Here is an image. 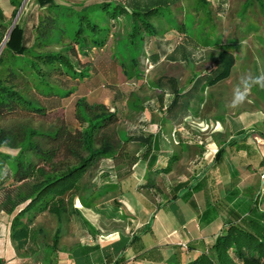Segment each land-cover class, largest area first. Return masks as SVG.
<instances>
[{
  "label": "trees",
  "instance_id": "1",
  "mask_svg": "<svg viewBox=\"0 0 264 264\" xmlns=\"http://www.w3.org/2000/svg\"><path fill=\"white\" fill-rule=\"evenodd\" d=\"M54 1L35 0V3L38 7H43ZM113 1L118 9L109 15L110 27L104 38H90V35L83 32L82 26L71 38L68 35L76 46L77 53H82L88 62L83 68H77L71 56L48 52L32 56L29 60V76L23 73L22 66L8 68L7 73L3 74V56H0V149L14 151V154H9L0 150V212L1 215L8 216L5 220H0V236L6 231L16 250H28L34 257L42 254L40 264H56L60 242L66 232L65 221H69L71 217L77 215L85 228L94 235L95 230L91 224L74 206L75 200H83L89 189V186L83 183L84 176L92 170H97L99 181H116L122 175V169L128 170L137 162L138 157L133 154L134 145L146 147L142 157L147 159L148 146L152 142L151 134L145 130L138 134L126 135L123 131L126 126L122 120V112L114 105L92 102L86 96L80 95L73 99L68 117L63 113L64 99L70 98L75 90L88 82L94 74V62L90 53L93 49L100 50L107 46L112 31L121 21L126 22L123 28L127 44L135 51L145 36L156 37L160 32L150 18L158 16L161 10L168 9L179 0H102L94 5L104 8ZM218 4L221 5L220 2ZM88 6L91 4L79 5L78 11L82 12ZM15 14L16 11L13 12V18ZM80 19L87 23L90 30H100L99 23L83 15ZM8 27L4 22V15L0 12V45ZM157 42L162 50L155 53L144 52L140 60L139 54L133 57L130 63L126 57L122 60L116 57L124 75L133 80L132 87L143 85V71L149 70L161 57L188 63L204 61L206 58L202 53L205 47L199 46L185 32L177 42L160 39ZM31 49L32 46L26 45L23 28L16 23L9 33L2 54H10L13 60L25 57ZM117 52L121 53V50ZM73 57L79 60L78 56ZM217 57L211 71H203L195 76L187 95L199 97L200 91L229 77L234 64L233 56L228 50H222ZM140 62L143 63L141 71ZM65 67L71 69L76 76L72 78L70 72L65 71ZM34 72L37 73L35 79L50 86L52 85L48 78L55 73L76 81V84L74 88H66L67 91L63 94L54 91L42 94L33 85ZM21 81L25 82L24 88L19 87L18 83ZM31 85L39 95H50L53 100L43 103L33 98L30 94ZM182 97L173 98L164 108L175 110L180 107L184 110L178 123L191 116L190 110L185 107L190 100L184 98L182 105L178 103ZM50 113L56 115V119L50 123L45 122L43 118ZM237 135L228 144L245 142L251 136L264 138V129L255 126L249 130H240ZM205 144L199 142L201 146ZM221 152L222 146L215 147L206 154L205 161L213 157V167ZM249 153L252 157L257 156L253 150ZM154 160L155 156H151L148 162L152 165ZM107 161L112 163L102 168L100 164ZM259 163L263 170L259 173L256 184L242 190L231 189L222 197L216 196L203 210L201 224L210 223L216 216L220 217L221 228L218 233L208 243L201 239L189 240L180 245L174 254L173 264H264V157ZM155 186L154 179L144 185L147 189ZM177 186L183 187L185 182ZM197 188L199 189L197 185L192 187ZM240 195L246 199L236 200ZM46 215L56 220L49 244L38 241L43 229L36 226V221ZM149 227L148 225L142 229L141 233L147 232ZM81 249L86 255L94 250L95 246H82ZM27 263L28 260L23 264ZM0 264H3L1 259ZM111 264L126 262L121 256Z\"/></svg>",
  "mask_w": 264,
  "mask_h": 264
},
{
  "label": "crops",
  "instance_id": "2",
  "mask_svg": "<svg viewBox=\"0 0 264 264\" xmlns=\"http://www.w3.org/2000/svg\"><path fill=\"white\" fill-rule=\"evenodd\" d=\"M13 1L16 0H9V5L6 2L2 5L3 1L0 0V12L4 15V22L9 26L11 22L8 23L7 18L14 12ZM30 1V10H26L22 15L25 26L27 18L42 8L37 6L35 0ZM100 1L102 0L88 1L74 6L92 5ZM54 2L57 3L58 0ZM36 25L37 21L31 26L32 41L29 43L25 37L28 46L33 43V30ZM154 25L162 27L158 21ZM163 28L164 32H159L156 37L145 36L142 39V43H139L141 50L138 60L144 56V52L155 53L162 50L158 46V39L177 42L183 35L172 31L166 32L164 25ZM122 29L125 30L123 27ZM125 35L126 33L124 37ZM108 48L109 46L100 50L93 49L90 53L95 71L88 82L81 84L83 96L92 102L99 101L116 106L117 110L120 109L122 112V120L126 126L123 131L126 135L138 134L145 130L151 134L152 142L148 146L147 159L142 157L146 147L134 145L133 154L138 157L137 162L128 170L122 169L120 173L126 174H122L116 181H99L97 173L93 180L95 190L92 192V199L96 202L89 208H84L91 214L101 213L112 224L106 226L101 224L104 228L100 233L97 226L85 218L95 233L93 235L88 230L84 231L83 237L87 240L79 243L75 239L76 231L68 225L70 221H65L66 232L63 233L60 242L56 264H111L121 256L124 257L126 264H173L174 254L180 245L189 240L201 239L208 243L218 233L221 228L219 216L210 223L201 224L200 220L203 210L216 196L222 197L231 189L242 190L257 183L258 175L263 170L259 162L264 157V138L251 136L245 142L228 143L238 136L240 130H249L255 126L263 130L264 110L245 112L238 119L227 120V113L221 109L220 98L215 97L218 92L212 91L226 79L206 87L204 91L199 92V97L187 95L195 76L203 71H193L184 85H180L177 76L169 75L155 78L153 84L137 85L128 89L125 86L126 82L121 80L124 73L117 60V58L122 60L124 54L117 52L118 50L109 53ZM200 62L171 61L161 57L149 67V70L163 63L187 66ZM139 70H142L141 62ZM178 97H182L178 102L180 105L183 104L182 99L190 100L185 106L190 110V117L198 118L211 110L216 120L222 118L220 121L225 130L204 138L202 133L191 129L186 119L178 123L184 110L180 107L175 110L164 109L173 98ZM261 102H264V99ZM132 113L134 116L130 117ZM200 141L206 144L201 146ZM220 146L221 155L218 156L217 163L211 167L214 163L213 161L211 163L213 157L205 161L206 154ZM206 147L207 152L204 151ZM0 150L9 154L11 153L8 151H12L14 154L13 150L4 148ZM250 150L255 151L257 156L252 157ZM151 156H155L152 165L148 162ZM151 179H154L156 186L147 189L144 185ZM184 182L185 186H177ZM195 185L199 186V189H192ZM245 199L243 195L236 198ZM77 202L78 199L75 200V203ZM75 203L74 206L77 207ZM78 210L82 214L80 208ZM6 216L0 212V220H5L8 217ZM148 225L150 226L148 231L141 233ZM2 236L10 238L6 231ZM7 243L6 247L12 249V242L9 240ZM82 246H95V249L85 255L82 253ZM3 254L0 247L1 261L3 264H10V258Z\"/></svg>",
  "mask_w": 264,
  "mask_h": 264
},
{
  "label": "rangeland",
  "instance_id": "3",
  "mask_svg": "<svg viewBox=\"0 0 264 264\" xmlns=\"http://www.w3.org/2000/svg\"><path fill=\"white\" fill-rule=\"evenodd\" d=\"M2 1V5H5V2L9 5V0ZM88 1L96 0H58L57 3H48L27 18V24L25 26L22 22L24 20L22 15L26 10H30L31 1L16 0V3L14 4V12L16 11V14L14 18L12 17L13 14H10L7 18L8 23L11 22V24L7 28L8 30L4 34L0 45V56H3L4 62L2 73L6 74L8 68L22 66L24 67L23 73L29 76L31 70L29 60L32 56L48 52H59L71 56L75 66L79 69L86 66L88 62L85 60L82 53H77L76 46L72 43L70 38L81 26L84 30L83 32L90 35V38H104L107 29L110 27L109 15L118 9L114 1L104 8L101 5L92 4L82 12L78 11L80 10L79 7L74 6V4H83ZM218 2H220V6ZM218 6L220 8H218ZM17 14L18 17L16 19ZM82 15L86 16L93 22L99 23L100 30L95 32L90 30L87 23H85L83 19H80V16ZM150 20L153 23H156L157 21L161 23L162 27H157L160 33L164 32L163 25L167 30L166 32L172 31L175 34H182L185 31L189 38L199 46L205 47V51L202 53L206 58L203 62L194 65L182 66L179 64L163 63L154 69H144L143 86L153 84L156 80L155 78L159 76L169 75L177 76L180 85H184L191 77L193 71H211L214 68L215 60L218 58V53L222 50H228V53L234 58L231 73L225 81L221 82L220 86L212 89L213 92H218L215 97L220 98L221 109L227 113L226 119H238L241 114L245 112L251 113L254 110H264V102H261L264 99V87H260L256 84H252L248 88L247 95L242 103L236 105H233L232 103L234 92L237 89L241 91L244 90L243 81L245 78L264 76V0H179L168 9L161 10V13L158 16L151 17ZM36 21L37 25L33 30L32 49L25 57H19L12 60L10 54H2L3 48L5 47V44L2 45V43L6 37V41L8 40L9 33L16 23H19L23 28L24 35L28 38L30 43L32 41L31 26L36 23ZM124 25L126 26V22L123 20L114 28L109 37L107 46H109V53L121 50V53L124 54V57H126V60L130 63L136 54H140V48H136V50L133 51L131 49L132 47L127 44L128 41L124 37L125 31L122 29ZM198 54H200V51ZM73 56H78L77 58L79 60L77 61ZM65 71L70 72L72 78L76 76V74L68 67H65ZM34 73V81L32 80L33 85H35L36 89L42 94H47L50 91H54L57 94H63L67 91L66 88H74L76 84V81H71L68 77L55 73L51 74L48 78V81L52 85L50 86L35 79L37 73ZM121 80L126 82L125 86L128 89H131L132 79H128L123 75ZM23 81L18 83L21 88L25 87V82ZM31 88L30 94L33 98L41 100L43 103L51 102V100H53L50 95H39L32 85ZM212 91L211 93H213ZM83 93L84 90L80 86L70 98L64 99L63 113H65L67 117L71 111L73 99L75 96L83 95ZM216 111H214V113ZM138 113L141 112L138 111ZM131 116H134V114L132 113L130 117ZM55 119L56 115H52L51 113L46 118H43V120L48 123ZM220 120H222V118H220ZM220 120H216L213 111L209 110L204 112V115H201L198 118H187L186 122L191 129L202 133L204 138H209L213 133L225 130ZM8 152L12 154V151ZM111 163L112 161L102 162L100 166L103 168ZM121 174L124 175L126 173ZM96 175L97 170H92L84 176L83 183H86V186H89L85 197L86 200H78L76 205L80 208L83 217L89 222H92L94 226H97V231L101 233L104 228L101 224H105L106 226L111 225L112 222H110V220L107 221L101 213L95 212L96 214H91L90 211L88 212L84 208H89L96 202L92 199V192L95 190L93 180ZM262 208H264V205H262ZM72 218L73 220L70 219V224L68 225L72 226L71 228L76 231L75 236H77V238L75 239H77L79 243H83L87 240L83 237V232L87 231V229L77 215ZM36 226L43 229V233L38 236V241H45L46 244H49L50 236L56 227L55 218L48 215L43 216L36 221ZM61 226L63 228V225ZM64 226L66 227V225ZM9 240L11 241L10 238L7 239V237H0L1 254L4 253L3 255L10 258V264H23L27 260V264H40L39 260L40 257H42V254L38 257H34L28 250L23 249L18 251L15 249L13 242L12 249H8L6 246Z\"/></svg>",
  "mask_w": 264,
  "mask_h": 264
},
{
  "label": "clouds",
  "instance_id": "4",
  "mask_svg": "<svg viewBox=\"0 0 264 264\" xmlns=\"http://www.w3.org/2000/svg\"><path fill=\"white\" fill-rule=\"evenodd\" d=\"M244 83V90L241 91L237 89L233 95V105L242 103L247 95V90L252 84L259 85L260 87H264V76H257V77H247L243 81Z\"/></svg>",
  "mask_w": 264,
  "mask_h": 264
},
{
  "label": "water",
  "instance_id": "5",
  "mask_svg": "<svg viewBox=\"0 0 264 264\" xmlns=\"http://www.w3.org/2000/svg\"><path fill=\"white\" fill-rule=\"evenodd\" d=\"M20 8H21V7H20ZM17 17H18V14L16 15V19H17ZM6 39H7V37L4 39V41H3L2 45H4V44H5V41H6Z\"/></svg>",
  "mask_w": 264,
  "mask_h": 264
},
{
  "label": "built area",
  "instance_id": "6",
  "mask_svg": "<svg viewBox=\"0 0 264 264\" xmlns=\"http://www.w3.org/2000/svg\"><path fill=\"white\" fill-rule=\"evenodd\" d=\"M189 118V117H188ZM187 119V118H186Z\"/></svg>",
  "mask_w": 264,
  "mask_h": 264
}]
</instances>
